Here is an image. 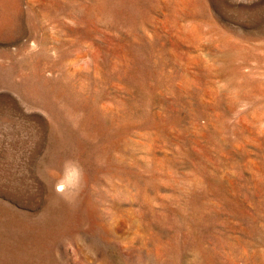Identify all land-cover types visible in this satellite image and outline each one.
Returning <instances> with one entry per match:
<instances>
[{
  "label": "rangeland",
  "instance_id": "1",
  "mask_svg": "<svg viewBox=\"0 0 264 264\" xmlns=\"http://www.w3.org/2000/svg\"><path fill=\"white\" fill-rule=\"evenodd\" d=\"M0 264H264V0H0Z\"/></svg>",
  "mask_w": 264,
  "mask_h": 264
}]
</instances>
